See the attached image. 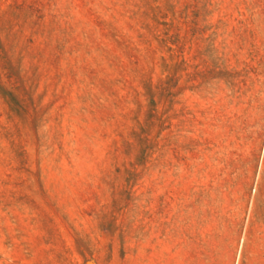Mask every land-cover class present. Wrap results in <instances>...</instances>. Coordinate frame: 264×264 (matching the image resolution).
Listing matches in <instances>:
<instances>
[{"label": "rangeland", "instance_id": "rangeland-1", "mask_svg": "<svg viewBox=\"0 0 264 264\" xmlns=\"http://www.w3.org/2000/svg\"><path fill=\"white\" fill-rule=\"evenodd\" d=\"M0 264H264V0H0Z\"/></svg>", "mask_w": 264, "mask_h": 264}]
</instances>
